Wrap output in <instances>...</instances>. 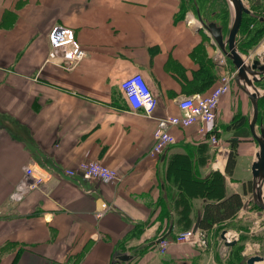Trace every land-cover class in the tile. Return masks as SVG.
I'll return each instance as SVG.
<instances>
[{
    "label": "crops",
    "instance_id": "obj_1",
    "mask_svg": "<svg viewBox=\"0 0 264 264\" xmlns=\"http://www.w3.org/2000/svg\"><path fill=\"white\" fill-rule=\"evenodd\" d=\"M180 2L0 0V264H189L196 259L191 244L170 243L164 255L157 253L168 223L159 217L158 201L163 198L171 212L164 238L180 227L182 208L193 225L207 202L193 193L195 169L201 177L219 172L225 194L239 193L247 203L250 191L243 190L251 170L241 178L234 174L241 155L250 167L256 159L251 134L240 137L232 174L225 173L234 134L226 125L235 115L251 117L250 101L235 82L220 97L215 119L226 159L195 124L171 127L176 142L158 158L148 153L157 120L180 113L181 95L207 94L234 68L216 61L217 44L207 30L187 22L191 9L179 16ZM54 25L73 28L86 50L72 68L45 62ZM258 54H264V42L249 59ZM135 72L156 97L150 116L130 110L123 99L120 82ZM44 159L74 169L96 160L115 169L117 179L84 182L114 210L98 217L97 197L57 174L12 203L8 196L24 165ZM177 162L186 165L185 173ZM169 167L174 170L167 175ZM248 208L240 207L236 219H244ZM122 253L131 257L119 261Z\"/></svg>",
    "mask_w": 264,
    "mask_h": 264
},
{
    "label": "built area",
    "instance_id": "obj_2",
    "mask_svg": "<svg viewBox=\"0 0 264 264\" xmlns=\"http://www.w3.org/2000/svg\"><path fill=\"white\" fill-rule=\"evenodd\" d=\"M186 19L188 23L196 24L199 28L206 30L198 16H188ZM48 42L50 48L45 62H52L61 67L72 68L86 55V50L77 40L71 27L54 25L48 32ZM216 53V61L219 64L223 65L228 62L226 54L218 45ZM241 54L247 62L250 60V52H241ZM235 74V67L227 69L220 76L218 83L207 94L181 95L177 100L180 113L157 120V125L153 132L154 143L148 152L149 155L158 158L166 148L176 142L175 136L171 132V127L186 128L195 124L196 132L199 136L215 147L221 153L222 159H226L228 150L220 144V139L216 133L215 119L220 97L228 91L231 82H234ZM120 89L123 99L130 110L138 111L148 116L152 114L157 102L156 97L141 73L135 72L122 79ZM53 174L74 180L85 193L96 196L100 201V207L96 209L98 217L102 216L107 210H114L111 204L100 199L99 192L94 186H87L84 183L86 180L119 178V173L115 169L96 160L82 162L77 169L62 167L54 161H48V159L27 163L23 167L22 177L9 193V200L12 203L21 201L31 189L41 185ZM246 201L247 203L243 201V209L252 200L248 197ZM198 234L199 239L197 238L193 242L200 241L201 244L205 243L204 232L199 231ZM175 235L178 240L190 241L196 233L191 228H187L176 231ZM164 239L166 238H162L159 242H163Z\"/></svg>",
    "mask_w": 264,
    "mask_h": 264
},
{
    "label": "trees",
    "instance_id": "obj_3",
    "mask_svg": "<svg viewBox=\"0 0 264 264\" xmlns=\"http://www.w3.org/2000/svg\"><path fill=\"white\" fill-rule=\"evenodd\" d=\"M249 8L252 12L243 13L238 30V34L241 37H239L237 41V47L241 52L249 51V49L258 43L264 34V15L258 14L259 9H256V7ZM186 9H191L196 14L199 13L203 21H215L219 26H221L223 33L228 31L229 7L226 0H181V13L179 16H181L183 11ZM205 13L208 15L209 20L203 17L202 14ZM256 13L257 15H255ZM258 108L259 115L264 116V96L258 99ZM226 128L234 130L233 136L229 139L230 150L225 165V173L231 175L237 156V143L240 140V137L249 136L250 133L248 130V121L244 115H235L226 125ZM188 160L190 161L189 158ZM178 163L180 164L179 166H181V170H183L181 172L185 173L187 171L185 167L186 165H183L180 162H177V164ZM172 164H174V168L177 169L176 164L174 162H172ZM172 170L174 169L169 167L167 175H170ZM191 179L193 181V193L195 196H200L201 198L207 200L203 206L202 214L199 219V227L202 230H209L213 227L218 229L223 225H231V222H235V214L243 205L242 196L241 194L235 192L228 195L225 194L224 176L222 174L217 171H211L208 176L201 177L195 169L194 172H191ZM249 185L250 183L248 181L247 189H249ZM178 190L180 193L185 194L186 189L183 188L181 182L179 183ZM163 191H165V187ZM243 193H247V190H243ZM163 201V198H160L158 201V203L162 205L159 217H165L169 223V220L171 219V212L166 205L161 203ZM177 221L181 223L180 227L183 228H188L192 225V220L185 208L178 211ZM168 223L166 228L161 232L160 236L166 231ZM136 231L137 230H135V232ZM146 248L147 247L142 248V251Z\"/></svg>",
    "mask_w": 264,
    "mask_h": 264
},
{
    "label": "water",
    "instance_id": "obj_4",
    "mask_svg": "<svg viewBox=\"0 0 264 264\" xmlns=\"http://www.w3.org/2000/svg\"><path fill=\"white\" fill-rule=\"evenodd\" d=\"M226 2L231 13V22L226 35L222 32L221 26L215 21H203L199 13H197V16L201 20L203 27L210 33L214 42L226 54L227 58L235 67L236 74L234 76V82L250 101L251 117L248 120V126L250 134L257 144L256 159L251 163L250 198L264 212V125L261 122L257 124L258 99L264 96V88H260L257 85L260 82L264 83V54H258L248 62L242 56L237 47L236 36L243 13H251V11L243 0H226ZM198 221L199 217L192 226L193 231L198 227ZM170 226L157 240L164 238L169 233ZM224 233L225 231L220 233V237L224 240V243L233 245L235 241L233 239L228 240L224 236ZM130 257L131 255L122 253L118 254L116 259L124 261ZM258 259H260L258 256L250 257L247 263L253 264V261ZM111 264H113V261Z\"/></svg>",
    "mask_w": 264,
    "mask_h": 264
},
{
    "label": "rangeland",
    "instance_id": "obj_5",
    "mask_svg": "<svg viewBox=\"0 0 264 264\" xmlns=\"http://www.w3.org/2000/svg\"><path fill=\"white\" fill-rule=\"evenodd\" d=\"M243 1H244L245 5L248 7H256V9H259L258 11H262V10L264 11V0H243ZM202 15L207 20H209V17L206 13L202 14ZM194 16L197 17V14L195 15V12H194ZM229 20H230V15L228 18V29H229V24H230ZM227 32L224 34L226 35ZM228 60L229 59L227 58V61ZM229 62L231 63L230 60H229ZM231 65H232V63H231ZM260 87L264 88V86H260ZM250 170H251V167L249 164V160L247 161V159L245 157H243V155H241L237 160V165H236L234 177L241 178L242 173L244 175H249ZM250 178H251V176H250ZM249 183H250V180H249ZM244 190H247V192H249L250 188L249 189L244 188ZM248 207H251L250 203L247 205V208ZM244 209H246V207H244ZM242 213L244 216H247V217H245L244 219L241 218L239 220V219H236V214H235V217H234L235 222L234 221L231 222L232 223L231 225L230 224L229 225H223L221 228L213 230L212 231L213 234H211V237H209V235L208 236L206 235V237L208 239L207 240L208 244L212 243L213 244L212 247L206 246L207 241H206V244H204V242L201 244L200 241L193 242L197 238L199 239L198 233H199V231H202L201 228L196 229V231H195L196 235H194L193 238L190 239V241H186L183 239L178 240L176 238L175 232L182 230V229H187V228H183V227H178V229L177 228L175 229L176 231L171 232V235H169L168 238L164 239L163 242L158 243L157 253L164 255L167 251V246L170 243H176L178 245L191 244L193 246V250L196 253L195 254L196 259L190 261L189 264H236L237 260H239V258H238L239 254H238L237 246L241 244L240 243L241 241L246 240L245 238L247 237L250 240V242L257 241V243L260 245V248H259V251L256 253L264 255V212L254 213V211H253L252 212L253 214H251V213L247 214L245 211H243ZM241 223H242L243 227H245L246 225L247 226L252 225L254 230L250 231L249 229H247L248 233H245L244 231L242 233L238 232L239 237L236 238V239H238L236 242V244L238 243L237 245L236 244L235 245L224 244L219 238V233L221 231H226V235L229 236L230 240L235 239V237H237V233H236L237 228L239 227V225ZM253 223H255V224H253ZM209 233H210V231H209ZM197 234H198V236H197ZM205 240H206V238H205ZM191 242H193V243H191ZM231 253H232V255H231ZM123 263H126V262H123ZM172 264H182V263L181 262H176V263L172 262Z\"/></svg>",
    "mask_w": 264,
    "mask_h": 264
},
{
    "label": "flooded vegetation",
    "instance_id": "obj_6",
    "mask_svg": "<svg viewBox=\"0 0 264 264\" xmlns=\"http://www.w3.org/2000/svg\"><path fill=\"white\" fill-rule=\"evenodd\" d=\"M249 8V7H248ZM250 9V8H249ZM250 11L252 12V10L250 9ZM258 14H260V15H264V11L262 10V11H258ZM255 15H257V13L255 14ZM264 41V34H263V36L260 38V40L258 41V43L257 44H255L251 49H249V51H247V52H254L255 50H256V48L259 46V44L261 43V42H263ZM251 50V51H250ZM255 55V54H254ZM255 57V56H254ZM259 84V86H264V83L263 82H260V83H258ZM258 110H259V108H258ZM259 122H261L263 125H264V116L263 115H259V111H258V119H257V124L259 123ZM250 208V209H249ZM248 209H247V211H246V213L247 214H253L252 212L254 211V213H261V212H263L259 207H257L255 204H252L251 205V207H249ZM237 214V213H236ZM201 217V216H200ZM200 217H199V219H200ZM244 217H247V216H244ZM253 224H255V223H253ZM193 226V225H192ZM192 226H190L189 228H191L192 229ZM252 227V225L251 226H245V227H243L242 226V223L239 225V227L237 228V237H235V239H233L234 241H235V243L233 244V245H235L236 244V242H237V240L238 239H236V238H238L239 236H238V232L240 233H242L243 231L245 232V233H248L247 232V229H249L250 230V228ZM198 228H200L199 227V221H198V227L196 228V229H198ZM214 228V227H213ZM209 229V230H202L203 232H204V237L206 238V240H205V243L204 244H206V241L208 240L207 239V237H206V235L208 236L209 235V237H211V234H213V230H215V228L214 229ZM193 231V230H192ZM196 231V230H195ZM195 231H193V232H195ZM209 231H210V233H209ZM222 232V231H221ZM220 232V233H221ZM220 233H219V238H220V240L224 243V240L220 237ZM224 236L226 237V238H228V240H230V238H229V236H227L226 235V231H225V233H224ZM246 240H244V241H241L240 243V245H238L237 246V248H238V254H239V260H237V262H236V264H248L247 263V260H248V258H250V257H253V256H258V257H260V259H258V260H254L253 261V264H264V255H262V254H259V253H256V252H258L259 251V248H260V245L257 243V241H253V242H250V240L246 237L245 238ZM252 245H251V244ZM212 244V243H211ZM225 244V243H224ZM238 244V243H237ZM236 244V245H237ZM209 244H208V241H207V245L206 246H208ZM212 246H213V244H212ZM257 247V248H256ZM251 251V252H250ZM231 255H232V253H231Z\"/></svg>",
    "mask_w": 264,
    "mask_h": 264
},
{
    "label": "bare ground",
    "instance_id": "obj_7",
    "mask_svg": "<svg viewBox=\"0 0 264 264\" xmlns=\"http://www.w3.org/2000/svg\"><path fill=\"white\" fill-rule=\"evenodd\" d=\"M258 264V263H257Z\"/></svg>",
    "mask_w": 264,
    "mask_h": 264
}]
</instances>
